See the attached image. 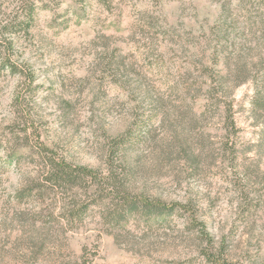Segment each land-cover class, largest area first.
Segmentation results:
<instances>
[{
	"label": "rangeland",
	"instance_id": "1",
	"mask_svg": "<svg viewBox=\"0 0 264 264\" xmlns=\"http://www.w3.org/2000/svg\"><path fill=\"white\" fill-rule=\"evenodd\" d=\"M0 264H264V0H0Z\"/></svg>",
	"mask_w": 264,
	"mask_h": 264
},
{
	"label": "trees",
	"instance_id": "2",
	"mask_svg": "<svg viewBox=\"0 0 264 264\" xmlns=\"http://www.w3.org/2000/svg\"><path fill=\"white\" fill-rule=\"evenodd\" d=\"M33 12H30L29 11H26L25 12V15H24V18H23V22H19V24H17V28L21 29L25 26V24H27L28 22L32 23V20H33ZM29 23V24H30ZM224 80V78H223ZM50 179L51 181L53 182L54 185H59L61 182L63 181H73V175H71L70 173H68L63 166L61 165H58V164H55L53 162H51L50 164ZM130 212H134L135 211V208L133 206H131ZM153 214V213H151ZM158 214H163L162 212H159Z\"/></svg>",
	"mask_w": 264,
	"mask_h": 264
}]
</instances>
